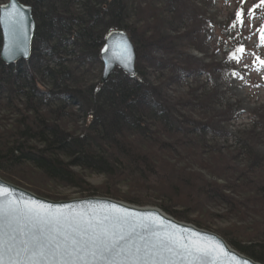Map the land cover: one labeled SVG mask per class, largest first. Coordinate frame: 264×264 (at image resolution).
Here are the masks:
<instances>
[{
	"label": "trees",
	"instance_id": "obj_1",
	"mask_svg": "<svg viewBox=\"0 0 264 264\" xmlns=\"http://www.w3.org/2000/svg\"><path fill=\"white\" fill-rule=\"evenodd\" d=\"M20 1L32 6L37 26L29 60L7 65L0 57V177L56 201L63 197L51 189L68 187L82 197L158 206L203 229L213 219H233L220 235L264 264V154L257 151L264 114L250 131H239L237 149L224 153L209 139L224 135L218 122L194 118L167 94L189 78L246 69L248 38L264 50V0L238 2L220 24L215 48L224 60L210 64L187 48L203 50L213 19L189 13L183 0ZM238 11L243 24L232 27ZM115 29L134 42L138 74L117 69L101 84L100 51ZM2 42L0 26V53ZM257 56L253 65L264 60ZM221 114L227 122L240 115L234 105ZM190 163L224 183L190 171ZM89 175L103 183L92 184ZM204 204L223 212L188 217Z\"/></svg>",
	"mask_w": 264,
	"mask_h": 264
},
{
	"label": "water",
	"instance_id": "obj_2",
	"mask_svg": "<svg viewBox=\"0 0 264 264\" xmlns=\"http://www.w3.org/2000/svg\"><path fill=\"white\" fill-rule=\"evenodd\" d=\"M0 26L3 36L1 59L7 65L19 60H29L37 26L32 6L20 0H7L0 6ZM104 42L100 51L103 64L101 84H105L117 69L132 78L136 77L138 52L128 32L112 30L106 35ZM106 48L109 51H103ZM125 49L127 59L117 60L115 57ZM0 187L8 189L21 209L25 202H35L44 206L43 209H37L42 215L66 219V222L55 224L23 212L0 214V264H73L74 258V264H133L132 254L136 249H140L141 264L143 261H147V264H261L232 248L223 236L177 220L157 207L132 205L106 196L56 201L3 177H0ZM7 202L8 197H0V206ZM105 216L109 219H103ZM117 217L126 218L128 223L116 226L113 220ZM85 219L92 221L95 232L83 223ZM144 225L161 233L182 235L186 238L185 243L198 241L209 251L207 254L182 255L179 249L158 253L157 248L145 255L146 248H152L156 244V238ZM73 228L86 232L87 235L81 236ZM102 228L107 229L108 235L101 232ZM92 235L99 236L94 243L88 242ZM65 236L69 239L66 240ZM71 237L78 242H85L83 261L78 259L80 253L77 252H73L71 257L55 254L57 245L60 246L61 253L73 247ZM105 243L115 244L112 252L106 253V258H94L92 251L95 250L99 255ZM41 250L44 252L43 256L40 255Z\"/></svg>",
	"mask_w": 264,
	"mask_h": 264
},
{
	"label": "rangeland",
	"instance_id": "obj_3",
	"mask_svg": "<svg viewBox=\"0 0 264 264\" xmlns=\"http://www.w3.org/2000/svg\"><path fill=\"white\" fill-rule=\"evenodd\" d=\"M6 1L7 0H0V3L5 4ZM239 1L240 0H183L184 6L189 8V13L194 14V12H196L200 16L204 15L211 17L214 22L213 28L208 32L209 36H204L203 40L201 39L203 50L192 45L187 48V52L190 55L196 56L207 64L224 60L220 51L215 48L221 27L220 24L227 20L229 14L234 11L236 5H239ZM247 43L250 52L245 57L242 65V67L245 66L246 69L242 68L240 72L228 75L226 78L200 75L193 79L189 78L181 84L173 85L167 90V94L171 97L177 100L181 99V103H185L186 107L184 111L186 113L193 115L194 118L200 119L201 117H209L213 118L215 122H218V126L224 135H218V138L214 140L211 137L209 139L213 146L222 147L224 153L237 149L238 145L236 144L241 135L239 131H250V128L255 124L254 122L258 121L259 115L264 114V64H259L258 62L257 65H253L256 59L255 56L264 53V50H256V48L260 46L256 38L249 37ZM158 55L164 56L163 53ZM169 55V58H174L176 56L175 53ZM227 105H234L239 109L240 115L238 118L228 120V122L227 119H224L221 113L226 110ZM2 114L3 112L0 110V117ZM257 151L264 154V143L259 145ZM188 169L190 171L202 172L207 179H211L212 181L224 183V179L222 180L220 176L217 177V175L209 174V172L200 168L197 164L190 163ZM4 179L11 182L7 178ZM87 179L97 186H100L104 180L102 176L99 177L97 175H89ZM51 192L63 197V199L60 200L79 199L82 197L75 189L68 187H56V189H51ZM144 206L161 209L158 206ZM205 210L213 214L223 212L222 209L214 205L204 204L203 206L199 205L194 213H190L188 217L197 221V218H203L201 217L202 215L206 217L205 213H203ZM249 221H251V219ZM232 222H234L233 219L232 221L226 219H213L209 222V229L205 230L220 235L219 231H222L224 227L229 226Z\"/></svg>",
	"mask_w": 264,
	"mask_h": 264
},
{
	"label": "snow or ice",
	"instance_id": "obj_4",
	"mask_svg": "<svg viewBox=\"0 0 264 264\" xmlns=\"http://www.w3.org/2000/svg\"><path fill=\"white\" fill-rule=\"evenodd\" d=\"M251 11V10H249ZM241 12L238 11L236 13V20L233 21L232 27H236L237 24H243V20L241 19ZM261 37L264 38V31L261 32ZM103 51L107 52L109 49H104ZM125 50H122L115 58L117 60L123 61L127 59L125 55ZM239 51L243 52V48L241 47ZM259 59V58H258ZM261 64H264V60H260ZM0 197H8V202L6 205L0 206V214H8L9 212L16 213V212H23L24 214L31 215L36 217L37 219L47 220L49 223L60 224L62 222H66L65 218L61 217H47L46 215H42L40 211L37 209H43V205H37L35 202H25L24 207L21 209L19 204L16 200L12 198V194L8 191V189L0 187ZM115 207V205H113ZM103 219H109L105 216ZM79 222V221H78ZM83 223L87 224L89 228H92L95 232V225L92 224L90 219H85ZM102 223V221H101ZM113 223L116 226H120L121 224L128 223L127 219L124 217H117L113 220ZM144 227L152 232V235L156 238V244L152 246V248H146L145 255L153 250L158 248V253L163 252H174V249H179L180 254H187V255H194V254H207L209 249L206 246H201L198 241H191L190 243H185L184 240L186 239L184 236L179 235L177 233H168L164 232L161 233L160 231L149 229L148 225H144ZM74 232H77L79 235H87L86 232H83L77 228H73ZM101 232L105 235H108L107 229L102 228ZM65 239L68 240L69 237L65 236ZM99 239L98 235H92L88 242L94 243L95 240ZM123 239V237H120ZM71 244L73 247L67 248L63 253L60 252V246L57 245V251L55 254L59 255H66L71 257L73 252L80 253L78 259L83 261L85 259L84 252L86 251L84 245L85 242L81 241L78 242L74 237H71ZM115 247L114 243H105L103 247L100 249L99 255L95 250L92 251V256L97 259L106 258V253H111L112 249ZM140 249H136V252L132 254L133 257V264H141L142 257L139 255ZM40 255H44L43 250H41ZM119 255V253H117ZM76 258L73 259V264ZM143 264H147V261H143Z\"/></svg>",
	"mask_w": 264,
	"mask_h": 264
}]
</instances>
